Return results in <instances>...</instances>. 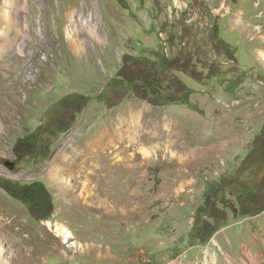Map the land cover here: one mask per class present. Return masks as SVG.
Masks as SVG:
<instances>
[{
  "label": "rangeland",
  "instance_id": "1",
  "mask_svg": "<svg viewBox=\"0 0 264 264\" xmlns=\"http://www.w3.org/2000/svg\"><path fill=\"white\" fill-rule=\"evenodd\" d=\"M262 123L264 0H0V264H264Z\"/></svg>",
  "mask_w": 264,
  "mask_h": 264
},
{
  "label": "trees",
  "instance_id": "2",
  "mask_svg": "<svg viewBox=\"0 0 264 264\" xmlns=\"http://www.w3.org/2000/svg\"><path fill=\"white\" fill-rule=\"evenodd\" d=\"M66 99L61 101V104ZM24 146L28 154L32 156L42 149L39 133L34 132L26 136L16 144V148ZM0 187L12 198L24 203L32 218L35 220H47L53 212L51 196L41 182H32L20 185L9 180L0 181ZM264 208V207H263Z\"/></svg>",
  "mask_w": 264,
  "mask_h": 264
},
{
  "label": "flooded vegetation",
  "instance_id": "3",
  "mask_svg": "<svg viewBox=\"0 0 264 264\" xmlns=\"http://www.w3.org/2000/svg\"><path fill=\"white\" fill-rule=\"evenodd\" d=\"M262 133L257 136L249 145L243 164L248 167L247 179L241 178L229 181L228 194L235 202L241 204L261 205L264 207V199L259 200L260 195H264V123H262Z\"/></svg>",
  "mask_w": 264,
  "mask_h": 264
},
{
  "label": "water",
  "instance_id": "4",
  "mask_svg": "<svg viewBox=\"0 0 264 264\" xmlns=\"http://www.w3.org/2000/svg\"><path fill=\"white\" fill-rule=\"evenodd\" d=\"M5 166L8 167V169L12 170L14 168V163L13 162H5Z\"/></svg>",
  "mask_w": 264,
  "mask_h": 264
},
{
  "label": "bare ground",
  "instance_id": "5",
  "mask_svg": "<svg viewBox=\"0 0 264 264\" xmlns=\"http://www.w3.org/2000/svg\"><path fill=\"white\" fill-rule=\"evenodd\" d=\"M2 253H3V251L0 249V260H2L3 258V256H2Z\"/></svg>",
  "mask_w": 264,
  "mask_h": 264
}]
</instances>
